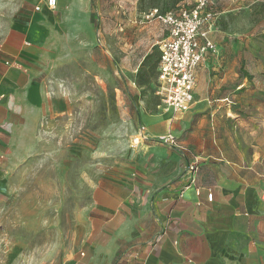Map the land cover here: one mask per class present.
Returning <instances> with one entry per match:
<instances>
[{
  "label": "crops",
  "instance_id": "0c3cea01",
  "mask_svg": "<svg viewBox=\"0 0 264 264\" xmlns=\"http://www.w3.org/2000/svg\"><path fill=\"white\" fill-rule=\"evenodd\" d=\"M28 3L0 37V202L39 124L62 105L48 78L75 55L64 42L89 8ZM209 38L215 50L196 68L191 106L142 115L148 139L125 170L94 186L72 264H264V83L242 75V43L229 62ZM168 132L175 146L153 140Z\"/></svg>",
  "mask_w": 264,
  "mask_h": 264
},
{
  "label": "rangeland",
  "instance_id": "374dc122",
  "mask_svg": "<svg viewBox=\"0 0 264 264\" xmlns=\"http://www.w3.org/2000/svg\"><path fill=\"white\" fill-rule=\"evenodd\" d=\"M234 1L214 0L202 27L229 62L242 43V75L264 83V0H238L237 8ZM57 2L52 10L69 0ZM189 2L89 0L85 25L64 42L75 55L48 78L62 105L45 115L30 153L7 177L0 264H72L80 255L94 186L131 163L128 153L142 145L134 143L142 115L175 114L157 78L158 41L166 31L150 12ZM30 4L0 0V37Z\"/></svg>",
  "mask_w": 264,
  "mask_h": 264
},
{
  "label": "built area",
  "instance_id": "2783aa9c",
  "mask_svg": "<svg viewBox=\"0 0 264 264\" xmlns=\"http://www.w3.org/2000/svg\"><path fill=\"white\" fill-rule=\"evenodd\" d=\"M49 8H54L57 0H45ZM214 0H190L188 5H180L164 11L154 8L150 15L156 17L165 27V35L158 41L157 78L164 93V102L174 112L187 110L193 100L195 71L208 51L215 50V44L208 37L203 25L210 19L209 6ZM38 9V7H36ZM199 38L203 40L199 42ZM148 139L143 130L138 132L134 143ZM168 146L176 145V137L168 132L153 138ZM198 160L187 165L195 170ZM208 198L211 195L208 194Z\"/></svg>",
  "mask_w": 264,
  "mask_h": 264
},
{
  "label": "trees",
  "instance_id": "16d2710c",
  "mask_svg": "<svg viewBox=\"0 0 264 264\" xmlns=\"http://www.w3.org/2000/svg\"><path fill=\"white\" fill-rule=\"evenodd\" d=\"M157 62H158V58H157Z\"/></svg>",
  "mask_w": 264,
  "mask_h": 264
}]
</instances>
